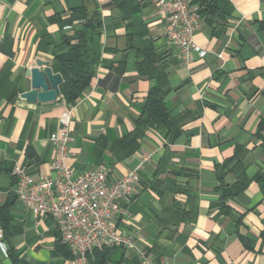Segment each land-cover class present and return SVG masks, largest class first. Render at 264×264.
<instances>
[{
    "label": "crops",
    "instance_id": "obj_1",
    "mask_svg": "<svg viewBox=\"0 0 264 264\" xmlns=\"http://www.w3.org/2000/svg\"><path fill=\"white\" fill-rule=\"evenodd\" d=\"M217 1L219 14L203 15L194 35L206 54L183 63L150 0H0V41L13 39L11 56L0 49V264H69L53 219L17 200L11 169L50 173L49 135L67 105L62 95L27 103L19 94L36 59L57 71L63 39L74 42L83 21L74 9L97 11L100 57L74 102L66 163L75 173L106 163L116 178L149 155L128 214L113 221L133 245L110 249L108 264H142L140 252L157 264H264V0ZM159 80L176 124L146 129L125 156L114 142Z\"/></svg>",
    "mask_w": 264,
    "mask_h": 264
},
{
    "label": "built area",
    "instance_id": "obj_2",
    "mask_svg": "<svg viewBox=\"0 0 264 264\" xmlns=\"http://www.w3.org/2000/svg\"><path fill=\"white\" fill-rule=\"evenodd\" d=\"M150 2L162 22L164 37L178 50L183 63L206 54L194 40L202 18L197 4L191 0ZM66 105L58 130L49 135L55 148L50 173L35 178L24 167L14 166L11 174L16 178L14 191L19 203L35 217L50 216L55 222L59 239L70 252L69 264H88L87 255L95 249L133 245L113 221L128 214L127 206L139 192V171L149 155L144 154L136 168L116 178H110L111 168L106 163L75 173L66 163L74 102ZM0 245L5 249L2 242ZM140 258L142 264H157L149 253L140 252Z\"/></svg>",
    "mask_w": 264,
    "mask_h": 264
},
{
    "label": "trees",
    "instance_id": "obj_3",
    "mask_svg": "<svg viewBox=\"0 0 264 264\" xmlns=\"http://www.w3.org/2000/svg\"><path fill=\"white\" fill-rule=\"evenodd\" d=\"M191 2L198 5L201 16L218 15L220 12L217 0H191ZM74 10V16L82 15L83 17L80 25L73 28L75 41L71 42L70 37L64 38L62 42L67 46V51L55 55V61L59 65L57 72L63 77V82L60 84V93L65 103H73L82 96L93 78L100 57L101 22L97 11H94L90 16H86L83 11ZM163 86L164 84L159 80L157 84L150 88L145 98L144 107L135 121L134 128L114 142V146L120 148L125 156H129L138 147L139 140L146 129L165 125L171 131L176 124V120L169 117L164 102ZM16 94L17 90L14 89L10 95L11 100L14 99ZM27 156L28 158L31 156L30 147H27ZM236 191H238L237 188ZM3 227V231L7 233V222L3 223ZM56 247L63 256L71 257L68 248L61 243L57 232ZM112 248H116V246L95 249L87 255L88 264H108L110 261L109 250ZM8 251L12 260L16 261L15 254L10 249Z\"/></svg>",
    "mask_w": 264,
    "mask_h": 264
},
{
    "label": "water",
    "instance_id": "obj_4",
    "mask_svg": "<svg viewBox=\"0 0 264 264\" xmlns=\"http://www.w3.org/2000/svg\"><path fill=\"white\" fill-rule=\"evenodd\" d=\"M13 39L4 35L0 41V49L8 56L12 55ZM29 74V89L21 92L19 97L27 103L53 101L61 96L60 84L63 77L54 72L49 61L36 59L34 65L27 69Z\"/></svg>",
    "mask_w": 264,
    "mask_h": 264
}]
</instances>
